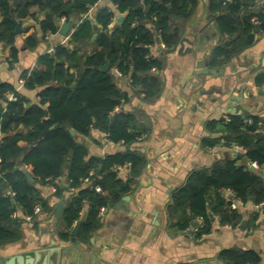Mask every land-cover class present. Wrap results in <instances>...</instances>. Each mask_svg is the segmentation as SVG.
<instances>
[{"label":"trees","instance_id":"1","mask_svg":"<svg viewBox=\"0 0 264 264\" xmlns=\"http://www.w3.org/2000/svg\"><path fill=\"white\" fill-rule=\"evenodd\" d=\"M13 1L0 0L3 15L0 42L8 49L6 62L10 67L18 62L14 19L35 16L34 7L46 11V17L39 22L42 37L57 33L61 18H74L77 25L71 32V41L84 46L92 44L94 53L84 58L75 86L70 85L74 76L70 66L79 49L69 51L66 45L59 44L54 52L43 54L32 70L22 73L27 89L40 88V102L36 104H29L12 83L0 84V246L23 238L22 223L26 215L34 213L36 204L48 208V201L38 187L46 184L55 186L57 197L68 195L63 221L69 227L75 221L80 222L78 238L87 242L101 225V207L114 206L129 193L131 183L146 163L143 153L132 148L146 130L139 127L133 112L117 110L123 101L129 100L130 94L117 85L115 71L128 77L133 93H143L146 102L159 97L163 81L152 69H161L163 62L150 52L155 30L167 51L174 50L183 32L175 21L187 20L190 12L185 13V7L189 2L194 7L196 0H111L120 12H127L125 20L114 25L116 13L108 7L97 10L95 21L85 17L100 0H22L15 6ZM254 2L210 0V10L218 13V29L231 36L229 42L219 45L211 55L214 66L249 48L255 41L257 25L258 31L264 33V13L249 12ZM243 11L244 16L237 15ZM96 30L97 36L92 40ZM25 32L26 44L35 47L39 42L36 27H28ZM106 61L110 62L109 68L101 70ZM261 81L264 82V76ZM11 94L16 99H10ZM249 117L252 123L246 114H232L230 120L222 122L228 132L223 146L239 145L246 161L219 159L211 166L193 170L184 185L172 193L168 205L170 226L186 228L199 218L200 226L194 237L201 239L212 230L211 214L222 225L238 226L242 222V212L231 207L234 199L257 205L264 202V130L260 125L264 119ZM218 122L209 121L207 125L212 129ZM20 126L24 127L22 131ZM93 128L105 134L108 141L126 148L103 157H89L87 144L77 139L71 129L88 136ZM22 139L28 146H20ZM206 141L210 145L216 143ZM251 162H257L259 169H250ZM24 165L31 172V179L23 171ZM124 165L130 171L127 179L119 175V168ZM91 169L95 170L93 175L89 174ZM227 190L233 191L235 197L225 195ZM86 204L88 209L83 215ZM257 217L253 213L252 225ZM60 235L70 239L72 233L64 231ZM218 258L227 264L261 263L256 251L237 247L221 250Z\"/></svg>","mask_w":264,"mask_h":264},{"label":"crops","instance_id":"2","mask_svg":"<svg viewBox=\"0 0 264 264\" xmlns=\"http://www.w3.org/2000/svg\"><path fill=\"white\" fill-rule=\"evenodd\" d=\"M19 1L22 0H14L13 5ZM102 7H108L116 13L112 25L120 23L117 17L123 16V20L127 17V12H120L111 0H100L85 17L93 19L97 10ZM33 12L35 16L15 18L20 22L22 32L17 34L15 39L18 62L14 66L10 67L6 62L8 49L0 42V75L5 82L12 83L27 98L29 104L40 102V88L27 89L22 73L32 70L43 54L54 52L59 44L66 45L69 51L79 49L77 59L70 66V71L74 74L70 85L75 86L84 58L94 53L92 44L84 46L71 41V32L74 25H77L74 18L69 19L72 26L67 37L59 34L60 24L57 33H48L42 37L39 22L46 17V11L40 12L34 7ZM189 12L187 20L175 21V24L183 29L181 39L187 40L183 44L180 40L174 50L167 51V46L162 40L158 44L154 33L155 43L150 46V52L154 57H160L163 62L161 69H152L163 81L159 97L146 102L143 93H133L128 77L116 78L117 85L130 94L129 100L123 101L117 110L133 112L139 127L146 130L132 146L143 153L146 163L131 183L132 190L125 194L130 195L129 199L125 200L119 209L114 206L106 207L100 227L87 242L80 241L83 251L88 253V258L83 259L81 264H227L218 258V254L221 250L232 247L256 251L261 258L260 264H264L262 204L257 205L252 201L244 203L237 199V207L243 214L242 222L238 226L222 225L219 218L211 214L212 230L201 239L194 237L197 228L192 233L189 231L193 228L194 221L186 228L169 224L168 205L172 193L184 185L193 170L211 166L216 160L226 159V153L233 150L232 147L223 146L224 136L228 132L222 124L226 119L222 120L221 117L243 113L264 119V89L261 87V76H264V33H255L254 43L240 56L242 65L238 66L236 74L229 68L222 76L198 73V63L211 57L219 45L231 40V36L218 29V13L210 10V0H196L194 7L193 3L189 2L185 13ZM249 12L264 13V0H255ZM210 15L213 16L212 23L208 20ZM237 15L244 16L245 12H239ZM2 19L3 15L0 14V22ZM69 20L61 18L59 21ZM33 26L37 29L39 42L31 48L26 44L28 33L25 29ZM193 33L197 34L198 38L193 37ZM232 75L239 77L235 76V79L227 84L226 79ZM225 84L236 95H248L249 110L241 105L227 104V100L222 99ZM202 91L206 93L203 94ZM213 120L220 122L210 129L207 124ZM23 129L24 127L20 126L19 131ZM75 135L87 144L89 157H103L107 153L126 148L123 144L108 141L105 134L95 128L88 136H81L77 132ZM206 139L216 143L210 145ZM19 144L22 147L28 146V142L23 139ZM245 161L246 157L240 159L239 163ZM23 168L29 171L26 165ZM119 169L120 177L127 179L130 173L128 165ZM38 187L42 197L48 201V208H42L41 213L34 219L22 223L21 240L0 246V252L6 256L37 251L47 254L53 239L60 245H70L69 239L61 238L60 233H72L79 222L75 221L73 226L69 227L63 221L62 214L68 195L65 194V198L57 197L50 184ZM171 189L172 192L169 193ZM224 193L229 194L228 190ZM58 204H61L60 217L54 215ZM87 209L88 204L85 205L83 215ZM253 213L258 214L254 225L251 224ZM197 220L201 222L199 218ZM244 221L247 225L242 228ZM91 252H94L95 256L91 255Z\"/></svg>","mask_w":264,"mask_h":264},{"label":"water","instance_id":"3","mask_svg":"<svg viewBox=\"0 0 264 264\" xmlns=\"http://www.w3.org/2000/svg\"><path fill=\"white\" fill-rule=\"evenodd\" d=\"M123 16L117 17V21L121 22L123 20ZM208 20L212 23L213 22V16H208ZM15 22V30L14 33L20 34L22 32L21 24L19 21L14 19ZM59 24L61 25V28L59 30V34L63 37H67L70 33L72 22L69 21H59ZM259 30V27L257 25V31ZM156 34V42L158 44L161 43V38L158 35V31L155 30ZM97 36V33L94 34L93 38ZM197 37V34L193 33V37ZM198 38V37H197ZM187 40V38L181 39V44L184 43V41ZM242 53H239L232 57L230 60L226 62H222L219 65L214 66L213 65V57H209L203 60L202 63H198V67L200 68L198 73H205V74H212L214 76H222L225 74V71L227 68L233 73H237V68L241 64L240 56ZM2 55V52L0 51V56ZM110 66V62L106 61L103 65L100 66L101 70H107ZM236 75H232L226 79V83L231 82L233 79H235ZM236 77H239L237 75ZM5 82V79L2 75H0V84ZM225 84L224 88V96L222 97L223 100H227V104L232 105H241L244 106L246 110H249V101H248V95L246 93L244 94H234V91L228 87V85ZM203 94L206 93V91H202ZM5 100H7L5 98ZM229 100V101H228ZM249 116V114H247ZM221 119H225L223 116ZM71 133L73 135L76 134L74 129H71ZM246 157V154L239 150H230L228 153H226V159H243ZM250 169L254 170L255 166L250 163ZM23 171L26 173L28 179L32 178V174L30 171H27V169L23 168ZM172 192V189L169 191V193ZM130 195H125L119 202H117L114 205L115 209H119L120 206L123 204L125 200H128ZM63 203V201L61 202ZM57 210L54 211V215L56 217L61 216L60 207L61 204L57 205ZM81 223L79 222L78 225L75 227V229L72 231V236L68 240L70 245H60L56 239H53L52 241V247H50L47 250V254H44L45 252H29V253H21L16 255H9L6 256L3 253L0 252V264H81L83 262V259L88 258V253L84 252L82 249V246L80 244V240L78 238L79 230H80ZM247 225L246 221H244L241 224L242 228H245ZM200 226V222L198 220H194L193 222V228L190 229V233L194 231L195 228ZM91 255L95 256L94 252L90 253Z\"/></svg>","mask_w":264,"mask_h":264},{"label":"built area","instance_id":"4","mask_svg":"<svg viewBox=\"0 0 264 264\" xmlns=\"http://www.w3.org/2000/svg\"><path fill=\"white\" fill-rule=\"evenodd\" d=\"M254 20L257 22L256 18ZM115 73H116L117 76L122 77V73L120 71L116 70ZM261 87L264 89V82L262 83ZM10 98L11 99H16V96L14 94H11ZM239 115H244V114L240 113ZM224 118L226 120H230V116H228V115H226ZM247 119H248L249 123L253 122L252 118H250L249 116L247 117ZM260 125H261V129L264 130V121L260 122ZM231 147L233 149H235V150H239V151L241 150V147L239 145H237V144H234ZM251 164L254 165L255 168H258L257 162H251ZM94 173H95L94 169H91L90 172H89L90 175H93ZM51 187H52L53 191L56 190L54 185H51ZM96 188H97V190H100V186H97ZM228 193L231 194L232 197H235V193L233 191L228 190ZM262 205H264V202L262 203ZM231 207L234 208V209L237 208V204H236V200L235 199L231 202ZM41 211H42L41 206L39 204H36L34 206V213L33 214L34 215H38L39 213H41ZM105 211H106V207H101L100 212H99V216L102 217L104 215ZM33 214L32 215H26V220L31 221L33 219ZM16 215L17 214L15 213L14 216H16Z\"/></svg>","mask_w":264,"mask_h":264}]
</instances>
